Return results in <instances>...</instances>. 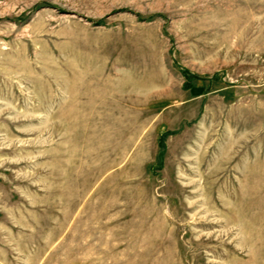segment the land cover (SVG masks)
<instances>
[{
    "label": "rangeland",
    "instance_id": "obj_1",
    "mask_svg": "<svg viewBox=\"0 0 264 264\" xmlns=\"http://www.w3.org/2000/svg\"><path fill=\"white\" fill-rule=\"evenodd\" d=\"M0 264H264V0H0Z\"/></svg>",
    "mask_w": 264,
    "mask_h": 264
}]
</instances>
